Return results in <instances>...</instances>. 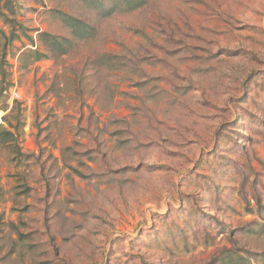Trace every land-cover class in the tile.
<instances>
[{
    "label": "rangeland",
    "instance_id": "obj_1",
    "mask_svg": "<svg viewBox=\"0 0 264 264\" xmlns=\"http://www.w3.org/2000/svg\"><path fill=\"white\" fill-rule=\"evenodd\" d=\"M56 11L94 37L27 70L26 38L0 56L13 135L0 144V264H220L262 249L245 231L264 222V0L109 17L77 0H0L33 38H69Z\"/></svg>",
    "mask_w": 264,
    "mask_h": 264
},
{
    "label": "trees",
    "instance_id": "obj_2",
    "mask_svg": "<svg viewBox=\"0 0 264 264\" xmlns=\"http://www.w3.org/2000/svg\"><path fill=\"white\" fill-rule=\"evenodd\" d=\"M88 9L98 12L99 15L109 17L113 14H131L142 10L158 0H77ZM5 11L12 17L16 15L15 8L8 3L4 6ZM54 16L68 30L69 38H62L51 35L47 32L36 31L35 38L27 34V30L15 20H8L6 13L0 12L3 23L9 24V32L6 33L4 28H0L1 52L0 56L4 59L9 56L8 46L13 42L19 41L21 36L26 38L30 47L22 49L17 61L21 70H27L30 66L43 60L58 59L70 54L76 44L88 41L94 37V29L84 21L71 15L56 11ZM13 141V135L6 128L0 126V144L10 145ZM264 210V206L260 207ZM230 234V231H227ZM250 236L264 235V222H254L245 231ZM237 250V249H235ZM243 255L228 253L223 255L220 264H264V247L260 250H240Z\"/></svg>",
    "mask_w": 264,
    "mask_h": 264
},
{
    "label": "built area",
    "instance_id": "obj_3",
    "mask_svg": "<svg viewBox=\"0 0 264 264\" xmlns=\"http://www.w3.org/2000/svg\"><path fill=\"white\" fill-rule=\"evenodd\" d=\"M4 94L7 95V94H10V96L12 97L11 99H15L17 97V94H16V90H8V91H4ZM5 123H4V118L2 115H0V126H4Z\"/></svg>",
    "mask_w": 264,
    "mask_h": 264
}]
</instances>
